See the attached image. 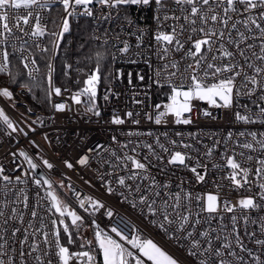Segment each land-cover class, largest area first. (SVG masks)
Wrapping results in <instances>:
<instances>
[{
  "label": "snow or ice",
  "instance_id": "1",
  "mask_svg": "<svg viewBox=\"0 0 264 264\" xmlns=\"http://www.w3.org/2000/svg\"><path fill=\"white\" fill-rule=\"evenodd\" d=\"M53 5H60L63 10V16L56 20L46 18L42 14L43 10L51 12ZM92 5L98 6L100 10L120 9L126 6L154 8L155 55L162 62L155 71L154 82L160 87L167 86L170 89L169 102L163 105L156 104L155 116L145 114L149 120L154 119L155 124L165 122L169 116L174 118L176 124H192L194 101H206L213 107L226 109H231L234 105L239 106L237 102L242 96L249 98L258 96L259 101L264 102V0H0V73L8 74L15 82V75L9 71L12 53L8 48H11L13 52L20 53V63L25 69H31L28 76L34 79L33 72L38 73L39 68L30 48L39 49L41 53L52 51L55 54V50L60 47V40L70 30L69 18L74 15L93 16V7H90ZM21 9L24 11L21 12ZM78 9H82V12ZM110 17L111 12L105 18ZM49 24H52L53 28H49ZM45 36L53 37L49 41L51 49L42 45ZM107 43L108 41L105 40L104 44ZM122 43L123 47L119 52L128 54L130 45L127 41ZM142 44L141 30V35L137 36V47ZM176 53L180 54L179 59L176 58ZM144 54L137 53V55ZM95 59V69L87 74L83 88L71 96L75 104H84V114H90L89 118L101 115L97 108L96 97L97 85L101 80L100 62L104 59V53L96 52ZM66 68L70 69L71 65H66ZM53 71V65L48 63L49 101L53 94L60 96L62 93L61 88L53 86ZM65 74L67 75V72ZM140 79L142 80L143 76ZM0 96L11 99L13 93L4 87L0 88ZM104 99L108 100V95H105ZM52 107L58 112L66 109L64 103L53 104ZM240 107L248 108L247 105ZM256 107L259 109L258 113L236 111L235 119L244 124L256 123L257 120L264 122V104L257 103ZM125 115L129 118L133 117L132 112H127ZM203 115L212 114L205 110ZM0 121L13 132L17 131L3 109H0ZM111 123L123 125L125 119L114 115ZM132 123L139 124L140 121L136 119L132 120ZM140 134L126 133L127 136ZM162 135L168 139L167 133ZM176 135L182 134L176 133ZM189 135L192 139H196L195 134ZM257 135L256 132H240V137H251V140L237 141L238 147L246 151L236 152L232 149L231 154H228L226 149L222 155L224 163L213 162L211 165L212 170L228 169L227 174L222 177L229 182L227 187L233 190L244 189L248 192L258 189L252 195L242 196L235 203L221 199L219 189L225 185L216 181H212L217 189L216 193L200 194L190 187H184L185 184L192 183L187 178L176 185L179 190L174 192L171 190L170 182L160 183L150 171L151 168L157 167L153 163V160H156L163 165L160 167L161 172H164L168 166L182 167L193 174L196 184H206L211 172L209 165L201 162L200 156L210 159L216 150V145L221 141H216L212 147L205 146L204 153L193 156L191 152H198V149L192 144L184 143L183 140L177 142L169 139V143L173 146L169 148L161 143L159 136H156V147L167 154L165 163V157L156 151L153 144L141 142L134 145L131 140L121 143L116 136H113V143L121 150L129 149L130 145H134L130 148L131 153L134 154L126 151L118 154L115 149L97 145L87 147V151L80 157L78 163L82 167H88L93 159L91 154L100 155L97 149L108 153L109 159L103 162L108 163L114 170L120 169L128 173L125 176H118L115 181L126 190L127 194L120 193L124 201L131 203L134 208L142 206L141 212L146 209L147 215L153 217L150 220L151 224L163 230L170 239L183 241L186 245L185 251L192 258L189 264H264V238H261L264 237V216H252L253 212L264 210V138L258 139ZM259 135L264 137V133ZM232 138L233 134L229 132L224 143L227 144V140ZM81 139L84 141L86 137ZM178 144L190 151L175 150ZM82 147L86 145L82 144ZM141 147L147 149V154L142 157L138 152V148ZM19 155L27 161L29 169L35 172L38 165L28 154L21 150ZM112 158L115 163L111 162ZM64 163L68 168L73 167V164L67 160ZM43 164L49 169L53 167L47 160H43ZM29 176L28 172H24L23 176H10L6 174L5 167L0 165V264H17V257L19 264H28L29 257L35 261V264H70L76 259H79L81 264H97V254L102 255L103 264H146V262L181 264L179 258L169 254L152 239L142 238L137 229L133 228V234L129 237L123 235L116 227H112L111 233L119 237L115 239L95 220L92 221L95 248L91 247L92 241H85L80 247L84 248L87 244L90 246L89 250L71 252L68 246L61 243V231L55 226L57 224L63 226L67 245H71L75 242L74 236L70 231V225L65 223L63 217H70L71 226L77 229L83 224V218L75 211H70L59 199L52 190L50 180L32 176L35 185H47L46 195L50 199V207L47 210L54 209L59 213V217L51 220L54 226L51 234L45 231L44 217L37 211V207L43 205L38 200L37 207L30 211L31 219L25 221L23 209L29 207L28 197L23 188L16 186L27 184L28 180L25 177ZM101 179L103 180V174ZM105 184L107 192L114 193L115 189L111 186V182L105 181ZM37 195L39 196V193ZM76 196L79 199L78 193ZM129 196H138V200L129 201ZM86 203L97 210L104 207L92 197L79 200L81 208H85ZM87 210L85 208V211ZM106 215L111 218L113 213L109 210ZM34 220H38L39 223H34ZM17 224L20 226L17 227ZM250 224L257 227L249 230ZM18 233H22V239H15ZM245 237L257 246L258 251L247 247Z\"/></svg>",
  "mask_w": 264,
  "mask_h": 264
},
{
  "label": "built area",
  "instance_id": "2",
  "mask_svg": "<svg viewBox=\"0 0 264 264\" xmlns=\"http://www.w3.org/2000/svg\"><path fill=\"white\" fill-rule=\"evenodd\" d=\"M54 6L61 7L60 5H53L52 8ZM90 7H93V16L74 15L69 18L70 30L60 40V47L55 50V54L52 52L50 63L54 65L56 52L62 48V42L70 43L74 26L81 19H89L92 24V39L96 44L110 49L112 61V72L109 82L98 84L97 88L96 103L101 115L89 118L90 114H84V104L78 105L72 101L71 96L83 86L81 88H75L73 85L56 86L53 78V86L61 88L62 93L60 96L55 94L51 96L50 109L45 112L32 109L28 101L29 89L20 86L16 90L11 91L13 93L11 99L0 96V109L4 110L17 128V131L13 132L12 129L0 121V165L5 167L6 174L13 177L16 175L23 176L24 172L30 173L29 177H25L28 180L27 184L16 186L17 188H23L28 197L27 203L29 207L28 209H23L25 221L31 219L30 211L32 208L37 207V201L40 200L43 207H37V211L40 216L44 217L46 224L44 230L51 234L54 227L51 224V220L56 219V213L54 209L52 211L47 210L50 207V199L46 195L48 191L47 185L37 186L34 184L31 177H40L36 172H32L29 169L27 161L19 155L21 150L28 154L33 162L38 165L37 168L50 180L52 190H54L59 199L83 218V224L85 219H89L91 222L95 220L102 229L115 239H119V237H116L115 233H111L110 229L112 227H116L123 235L129 237H131L133 234L132 230L135 228L139 231V235L142 238L152 239L169 254L179 258L181 264H189L192 258L185 251L186 245L183 241L177 242L174 239H170L163 230L151 224L150 220L153 217L147 215L146 209L141 212L140 208L142 206L134 208L131 203L124 201L120 193L124 192L127 194L126 190L116 184L115 181L118 176H125L128 173L120 169L114 170L108 163H104V160L109 159L108 153L103 152L102 149H97L100 155L92 153L93 159L88 167L80 166L78 160L85 154L87 147L102 145L105 148L115 149L118 154H122L125 151L129 154H134L131 153L130 148L143 142L153 144L156 151L165 157L166 163L167 154L156 147V136H159L161 143H164L169 148L173 147L169 143V139L177 142L183 140L184 143L192 144L198 149V152H191L193 156L204 153L206 151L205 146L212 147L216 141H221L220 144L216 145V150L210 159L200 156L201 162L207 163L211 172L206 184H196L193 174L182 167L168 166L164 172H161L160 167L163 165L156 160H153V163L157 167L151 168L150 171L160 183L170 182L172 185L171 190L174 192L179 190L176 185L182 179L187 178L192 183L190 185L185 184L184 187H190L191 190L200 194L216 193L217 189L212 183V181H216L225 185L219 189L221 199H228L235 203L242 196L252 195L258 189L248 192L244 189L233 190L227 187L229 182L223 180L222 177L227 174L228 169L225 168L223 171L212 170L211 165L213 162L224 163L222 155L226 149L228 154H231L232 149H235L236 152L246 151L238 147L237 141L251 140V137H240V132H256L258 139L264 138L259 135L264 133V122L257 120L256 123L244 124L237 121L234 115L236 111L241 113L248 112L249 114L258 113L259 109L256 104H264V102L259 101L258 96L251 98L242 96L237 102L239 106L234 105L233 108L226 109L213 107L206 101H194L192 124H176L171 116L167 117L165 122L159 125L155 124L154 119L149 120L145 114L148 113L155 116V105H163L169 102L170 89L167 86L160 87L154 82L156 79L155 71L162 63L155 55V40L153 36L156 31V21L154 19V8L126 6L120 9L110 10L105 8L100 10L95 5ZM20 11L23 12L24 10L21 9ZM78 11L82 12V9H78ZM109 12H111V17L105 18ZM42 14L46 18H51V12L48 10H43ZM61 16H63L62 7ZM128 21H131V23H128ZM141 30L143 31V44L137 47V36L141 35ZM97 37L99 39H96ZM66 38L67 41L65 40ZM105 40L108 41L107 44H104ZM123 41H127L130 45L128 54L119 52V49L123 47ZM17 45L19 46V42H17ZM42 45L47 46L46 36L42 39ZM8 51L12 53L10 56L19 59L20 53L13 52L11 48H8ZM30 51L35 59L36 54L40 52L36 48H30ZM139 52L145 54L137 55ZM175 56L179 59L180 54L176 53ZM72 66L77 73L80 72L78 61H73ZM10 67L11 65L9 64V70ZM37 67L39 68L38 61ZM24 70L30 80H37L40 76V68L38 73L33 72L34 79L28 76L30 68H24ZM141 76H143L142 80L140 79ZM73 81L76 82L77 77H74ZM105 95H108V100L104 99ZM136 101H141V103H136ZM57 103H64L66 109L62 112L56 111L52 105ZM242 105H247L248 108L240 107ZM205 110L212 115L204 116L203 112ZM127 112H132L133 117H127L125 115ZM114 115H119L122 119H125V123L123 125L112 124L111 120ZM136 119L140 121L139 124L132 123V120ZM20 129L23 131H20ZM128 132H139L141 134L127 136L126 133ZM229 132L233 134V138L227 140V144H225L224 141ZM147 133H152V135H147ZM163 133H167L168 139L162 135ZM176 133H181L182 135L177 136ZM190 133L195 134L196 139H192L189 135ZM113 136H116L121 143L131 140L134 145H130L129 149L121 150L117 144L113 143ZM81 137H86V140L82 141ZM82 144L86 145V147H82ZM175 150L190 151L183 149L179 144ZM138 152L142 157L147 154V149L141 147L138 148ZM13 153H15V156H13ZM251 154L256 155V153ZM237 158L239 159V157ZM43 160H47L53 167L51 169L47 168L43 164ZM66 160L73 164L72 168L65 166L64 162ZM111 162L115 163L114 158L111 159ZM108 173H111V175H108ZM102 174L103 180L101 179ZM105 181L111 182V186L115 189L114 193L109 194L107 192ZM128 183L133 182L128 181ZM144 183L146 184L147 182ZM61 184H63V187H61ZM38 193L39 196L37 195ZM77 193L79 194V199L76 196ZM86 197H92L103 204L104 207L97 210L86 203L85 208L88 210L85 211V208L80 207L79 200ZM128 199L129 201L138 200V196H129ZM20 207L23 208L22 205ZM109 210L113 213L111 218L106 215ZM252 216H264V210L253 212ZM33 222L39 223L38 220ZM225 222L227 223V221ZM16 226L19 227L20 225L17 224ZM213 226H215V222H213ZM256 227V225L251 224L248 226L249 230H253ZM257 234L259 235V233ZM15 239H22V233H18ZM38 239H42V237H38ZM50 239H52L51 235ZM245 244L247 247L258 251L257 246L248 240L247 237H245ZM16 247L18 248V245ZM25 248H27V245ZM81 249H74L71 252H78ZM80 263L79 259L70 262V264ZM17 264H19L18 257ZM28 264H35V261L29 257ZM146 264H151V262H146Z\"/></svg>",
  "mask_w": 264,
  "mask_h": 264
},
{
  "label": "trees",
  "instance_id": "3",
  "mask_svg": "<svg viewBox=\"0 0 264 264\" xmlns=\"http://www.w3.org/2000/svg\"><path fill=\"white\" fill-rule=\"evenodd\" d=\"M61 7L54 6L51 11V19L56 20L60 18ZM49 28H53L52 24L48 25ZM57 30V29H56ZM92 24L89 19H81L73 29L71 34L70 43L61 44V49L57 50L54 60V71L53 78L56 86H68L73 85L75 88H81L84 79H86L87 74L95 69L96 52L104 53V59L100 62V76L101 80L99 84H105L109 82L112 72V61L110 55V49L108 47L100 46L94 42L92 39ZM69 38V37H67ZM67 38L65 39L67 41ZM53 37L46 36L47 46L51 49V44L49 43ZM52 51L48 53L38 52L36 54V59L40 68V76L37 80H30L24 70L23 65L20 60L10 56V72L15 75V82L10 78L8 74L0 73V88L7 87L10 91L16 90L20 86L27 87L31 89L28 94V101L35 111L45 112L50 109V101L47 97V92L49 90V85L47 82V65L51 62ZM91 57V59H89ZM78 61L80 71L79 73L74 70L72 66L73 61ZM66 65H71V68H66ZM67 72V75L65 74ZM77 77V81L74 82L73 78ZM56 219L59 215L55 214ZM65 223L70 225V231H72L75 242L71 245H67V236L63 233V226L57 224V227L61 231V243L68 246L70 250L81 248L80 245L88 241L86 237H83L79 230L81 227H94L91 220L85 219L84 224L79 228L71 226V223L66 219ZM90 246L87 244L84 248L89 249ZM91 247L95 248V244ZM99 252L98 248L96 249ZM97 260L102 262V255L97 254Z\"/></svg>",
  "mask_w": 264,
  "mask_h": 264
},
{
  "label": "rangeland",
  "instance_id": "4",
  "mask_svg": "<svg viewBox=\"0 0 264 264\" xmlns=\"http://www.w3.org/2000/svg\"><path fill=\"white\" fill-rule=\"evenodd\" d=\"M98 88V85H97ZM63 219L66 221V217H63ZM79 232L81 233V235L83 237H86L88 241H92V244H95V235H94V227H81V229L79 230ZM89 250L88 248H82L80 251H86ZM71 251V250H70ZM81 264V263H80ZM97 264H103V258H102V262H99Z\"/></svg>",
  "mask_w": 264,
  "mask_h": 264
},
{
  "label": "water",
  "instance_id": "5",
  "mask_svg": "<svg viewBox=\"0 0 264 264\" xmlns=\"http://www.w3.org/2000/svg\"><path fill=\"white\" fill-rule=\"evenodd\" d=\"M35 172L37 173V175L39 176V177H43V178H45V179H47L46 177H45V175L37 168L36 170H35ZM70 211H75V210H73V209H70V208H68ZM55 211V210H54ZM56 213V212H55ZM57 215H59V213H56ZM79 215V214H78ZM69 221H70V223H71V218L70 217H67V216H65Z\"/></svg>",
  "mask_w": 264,
  "mask_h": 264
}]
</instances>
